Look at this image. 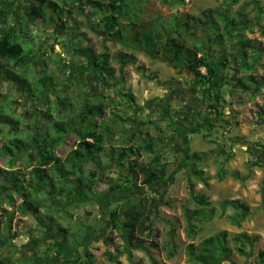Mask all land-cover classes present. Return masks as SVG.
<instances>
[{
    "label": "trees",
    "instance_id": "16d2710c",
    "mask_svg": "<svg viewBox=\"0 0 264 264\" xmlns=\"http://www.w3.org/2000/svg\"><path fill=\"white\" fill-rule=\"evenodd\" d=\"M12 1L17 4L13 6L15 14L12 16L0 8V17L10 18L7 25L0 27V76L18 86L22 100L30 96L41 104L32 121L24 124L12 113L10 104L14 101L11 97L0 98V139L3 140L0 141V161L3 162L0 165V245L10 246L19 236L12 228L16 216H31L37 220L38 228L52 232L53 240L18 261L19 264H46V258L50 256H72L83 237L68 235L67 228L56 220L61 218V213L67 215L70 207L92 205L103 196L117 195L121 190L137 191L140 194L124 205L110 208L107 214L109 229L118 232L125 246L115 254L105 252L104 257L110 263L121 264L118 256L131 252L127 245L142 249L145 239L153 237V217L160 200L147 196L146 188L170 177L165 147L173 151L172 142L179 137L180 128L174 114L163 119L154 114L142 115L137 121H131L126 112H123L124 117L117 114L123 104L129 108L135 105L131 94L125 95L129 101H122L121 97L113 100L106 95L93 98L87 96L81 82L71 81L81 90V95L78 100L65 96L60 79L45 72L48 64L43 59L37 61L41 75L33 73L30 76L33 68L28 63L38 52L39 45L34 44L38 36L27 33L28 23L40 21L42 27L49 30L54 21H58L63 30H77V36L70 40L58 38L50 45L51 52L57 57L54 60L58 59L56 65L61 63V68L66 71L68 56L73 60L79 57L88 74L99 81H115L117 73L125 66L137 63V53L150 58L164 56L175 68L195 75L206 110L214 112L217 123L220 115L217 95L222 84L232 85L235 91L246 94L250 100L264 89V75L254 73L264 58V46L246 36L247 30L259 24L258 17L246 19L241 9L233 11L237 0H224L223 6L205 9L186 20L177 14L185 0H154L176 13L170 14L167 20L153 15L149 21L146 20V6L152 0ZM258 8V12L264 14V9ZM86 9L88 15L99 16L95 20L89 19V31L99 40V45L81 31L82 23L73 22V27L67 26L74 14L86 20ZM258 28L263 31L260 25ZM196 30L203 35L198 36ZM106 44H118L119 49L112 53ZM55 45H60V52L55 51ZM213 45L220 48L219 52L212 48ZM111 61L118 68L113 67ZM202 68L205 73L201 72ZM24 71L28 77L22 74ZM257 110L258 119L264 120V101ZM214 128L205 129L202 138H209ZM70 136L74 137L73 148L64 157L57 156L56 150ZM205 156L201 152H191L187 147L182 156L183 168L189 175L188 204L193 206L190 209L185 205L183 216L187 224L186 235L192 240L197 236L198 225L206 218L216 217L218 212L207 196L194 192L193 180L204 187L208 184L203 171L197 168ZM223 174L221 164L218 180H222ZM234 176L240 179L237 173ZM101 184L106 188L97 191ZM218 207L219 215L237 227L251 215L250 207L238 199H223ZM88 228L83 225L78 231L85 232ZM259 238V235L246 232L230 235L224 230L219 231L201 239L197 246L193 242L187 244L185 264H219L230 261L234 253L245 257L248 247ZM107 241L112 244L111 238ZM166 248L172 257L171 240L167 241ZM257 257L264 264V249ZM0 264L6 263L0 260Z\"/></svg>",
    "mask_w": 264,
    "mask_h": 264
},
{
    "label": "rangeland",
    "instance_id": "374dc122",
    "mask_svg": "<svg viewBox=\"0 0 264 264\" xmlns=\"http://www.w3.org/2000/svg\"><path fill=\"white\" fill-rule=\"evenodd\" d=\"M223 2L224 0H185L184 7L179 8L177 14L181 19L186 20L189 16L199 15L205 9L218 5L223 6ZM16 5L12 0H0V8L8 14L10 13L11 16L15 14L13 6ZM258 7L264 9V0H237L232 9L233 11L241 9L245 13L246 19L258 17L259 24H255L247 30L246 36L264 46V14L258 12ZM87 10L85 11L87 12ZM175 13V10H167L154 0L146 6V20L148 21L152 20L153 15L163 16L164 20H167L170 14ZM98 17V14L95 16L88 15L85 20L74 14L72 20L67 22V26L73 27V22L82 23L81 31H85L87 37L99 45V40L89 31V19L94 18L95 20ZM8 22H10V18L0 17V27L7 25ZM53 25V28L50 27L47 30L42 27L40 21L28 23L27 33L36 34L38 37L34 44L39 45L38 52L28 63V66H31V69L33 68L29 72L30 76L33 73L38 76L41 75L37 61L43 59L48 64L45 72L56 79H60L61 89L65 91V96L78 100L81 95V90L75 88L71 81L81 82L87 91V96L93 98L97 95H106L113 100L121 97L122 101H129L128 96L125 95L131 94L135 105L132 104L129 108V106L126 107L127 105L123 104L124 107L117 113L124 117L123 112H126L131 121H137L142 115L153 114L154 111L151 108L156 105L157 100L166 98L172 101L171 99H176L173 104V114H176L179 118L177 120L180 122V133L179 137L172 142L173 151H169L168 147H165V155L170 162V177L163 182L146 188L147 196L157 197L160 200L156 215L153 217L154 234L152 238L145 239L142 249L131 248L127 245L128 251L131 252L118 256L121 264H185L187 259L185 246L187 244L193 242L197 246L201 239L222 230L230 235L246 232L249 235H259L260 238L253 246L248 247L247 256L241 257L234 253L230 261L225 260L219 264H262L259 262L257 254L264 249V120H259L256 113L258 111L257 107L263 104L264 89L261 90L259 96L250 100L246 94L235 91L232 85H223L221 80L222 86L217 95V106L222 114L221 119L218 124L214 123L216 127L211 131V136L204 139L202 135L205 132L203 133L199 126L189 128L188 119L185 120L183 116L185 114H181L186 113L190 109L189 106L201 103L200 92L193 93L191 90L194 87L192 80L196 79L193 74H184V76L183 73L188 72L171 67L164 56L150 58L143 53H137V63L125 66L121 73H117L116 80L111 83L92 78L83 64V59L79 57L73 60L68 56L67 64L69 66L66 71H63L61 63L56 65L58 59L54 60L56 55L51 52L50 45L56 43L58 38L64 41L70 40L72 36H77V30H63L58 21H54ZM259 25L263 27L262 32L258 28ZM196 33L200 37L203 35L198 30H196ZM211 43L214 44L213 41ZM106 45L112 53L119 49L118 44L114 46ZM54 47L56 52H60V45ZM215 47L212 48L219 52L220 48ZM42 51L46 54L43 55ZM111 64L113 67L118 68L114 61H111ZM138 66L143 69H138ZM255 69L256 76L264 75V58L260 60V64ZM25 72L22 74L28 77L29 75ZM201 72L205 73L204 68L201 69ZM180 79L183 81H179ZM185 85V89H178ZM164 93L166 94L165 98ZM0 94L1 99L5 95L11 97L14 101L10 104L12 113L14 116L19 117L24 124L32 121L33 115H35L41 104V101L38 102L30 96L22 100L19 97L21 92L18 86L2 80V76H0ZM195 95H198L199 98H195ZM201 108L198 106L196 110L204 119H207L206 125H211L208 120L210 113L201 110ZM27 110L32 112L27 114ZM158 110L161 111V109ZM177 113L179 114L177 115ZM158 115L160 116V114ZM4 129L7 131V128ZM0 141L3 140L0 139ZM73 146L74 137L70 136L58 147L56 155L64 157ZM186 147L191 152L206 154L197 168L203 171L204 177L208 179V184L204 187L198 181L193 180L195 183L194 192L207 196L212 205L218 210L216 217L206 218L198 225L197 236L193 240L186 235L187 224L183 216V207L189 205V186L187 182L189 175L182 165L183 151ZM2 164L3 162L0 161V165ZM221 164H223L224 174L222 180H218L217 173ZM234 173H237L240 179H237ZM105 188V185L101 184L97 191H102ZM137 194H140V192L121 190L117 195L103 196L98 203L79 206L78 208L70 207L67 215L61 213V218L56 220L62 227L67 228L68 235L76 234L82 236L83 239L72 256L66 255L62 258L50 256L46 258V264H113L105 260L104 253L111 252L115 254L116 251H121L125 246V241L118 232H112L109 229L108 211L116 205L126 204ZM223 199H238L246 203L251 209L250 217L238 227L232 225L225 217L219 215L218 203ZM188 207L193 208L192 205ZM226 212L231 214V211L227 210ZM83 225H88L90 228L86 229L85 232L84 230L78 231L79 228H83ZM38 226L37 220L31 216H16L12 228L19 233V236L10 246L0 245V260H4L6 264H19L18 261L32 255L38 247L52 241V232L44 230L42 227L38 228ZM108 238L112 239V244L107 241ZM169 240H171L174 249L172 257H169L168 247L166 248V243ZM154 244H156V247H154ZM84 260L89 261V263H85Z\"/></svg>",
    "mask_w": 264,
    "mask_h": 264
},
{
    "label": "crops",
    "instance_id": "0c3cea01",
    "mask_svg": "<svg viewBox=\"0 0 264 264\" xmlns=\"http://www.w3.org/2000/svg\"><path fill=\"white\" fill-rule=\"evenodd\" d=\"M216 45H213V47H215ZM216 48V47H215ZM170 66L171 67H173V68H175L171 63H170ZM177 70H180V69H178L177 68ZM181 71H187L188 73H183V75L184 74H186V75H189V74H193V73H191V72H189L188 70H185V69H183V70H181ZM185 76V75H184ZM193 76H195L194 74H193ZM195 79V78H194ZM193 79V80H194ZM193 80H192V83H193V89H191L192 90V92L193 93H195V92H199V88L197 87V79H195L194 80V82H193ZM179 81H183L182 79H180ZM192 87V86H191ZM182 88H186V85L184 86V87H179L178 89H180V90H182ZM172 92V91H171ZM165 93H164V98H165ZM195 98H197L198 97V95H195L194 96ZM194 98V99H195ZM199 98V97H198ZM201 99V103H199V104H196V105H194V106H189V110L186 112V113H181V114H185V115H183L184 117H185V120H187L188 119V126H189V128L190 127H193V128H195L196 126L198 127L199 126V129L204 133L205 131V129H209L210 127H216L215 126V122H214V112L213 111H209V110H206V105H205V103H204V99H202V98H200ZM172 101H170V100H168V99H164V100H162V99H160L159 101L157 100V103H156V105L155 106H152L153 108H151L153 111V114L154 115H158V114H160V118H163V117H167V116H169V115H173V104L175 103V101H176V99L175 98H173V99H171ZM162 102V103H161ZM186 103V102H185ZM161 104V105H160ZM158 105H160V106H158ZM198 106H200V107H202L201 108V110H203V111H207V113H210L209 114V117H208V120H209V122H210V124L211 125H206V120L207 119H204V117H202V115L196 110V108L198 107ZM158 109H161V111L160 110H158ZM162 111H165V112H163L162 113ZM161 112V113H160ZM219 113H220V115H219V120L221 119V111L219 110ZM179 113H177V115H178ZM146 115H148V114H146ZM162 115H163V117H162ZM159 116V115H158ZM182 116V117H183ZM187 116V117H186ZM174 117H175V121H176V123L178 124V126H179V123L180 122H178V120L177 119H179L177 116H176V114L174 115ZM219 123V121H217V123L216 124H218ZM180 127V126H179ZM173 148H174V146H173Z\"/></svg>",
    "mask_w": 264,
    "mask_h": 264
}]
</instances>
